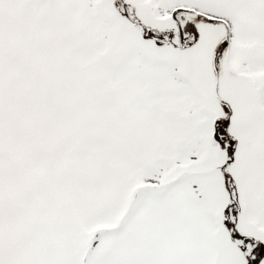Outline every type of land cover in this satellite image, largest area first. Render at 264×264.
I'll return each instance as SVG.
<instances>
[{
    "label": "snow or ice",
    "instance_id": "snow-or-ice-1",
    "mask_svg": "<svg viewBox=\"0 0 264 264\" xmlns=\"http://www.w3.org/2000/svg\"><path fill=\"white\" fill-rule=\"evenodd\" d=\"M0 264H264V0H0Z\"/></svg>",
    "mask_w": 264,
    "mask_h": 264
}]
</instances>
